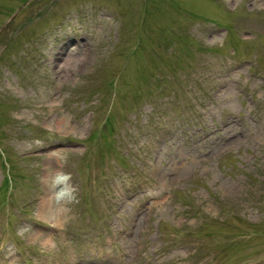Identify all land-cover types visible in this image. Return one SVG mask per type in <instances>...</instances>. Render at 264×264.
Returning <instances> with one entry per match:
<instances>
[{
    "label": "rangeland",
    "instance_id": "obj_1",
    "mask_svg": "<svg viewBox=\"0 0 264 264\" xmlns=\"http://www.w3.org/2000/svg\"><path fill=\"white\" fill-rule=\"evenodd\" d=\"M0 264H264V0H0Z\"/></svg>",
    "mask_w": 264,
    "mask_h": 264
},
{
    "label": "bare ground",
    "instance_id": "obj_2",
    "mask_svg": "<svg viewBox=\"0 0 264 264\" xmlns=\"http://www.w3.org/2000/svg\"><path fill=\"white\" fill-rule=\"evenodd\" d=\"M47 206H48V203H47V202H44L42 208H46ZM58 212H59V210H58ZM58 212L55 210V211H54V215H57ZM53 218H54V217H53ZM45 240H46V239H45Z\"/></svg>",
    "mask_w": 264,
    "mask_h": 264
}]
</instances>
